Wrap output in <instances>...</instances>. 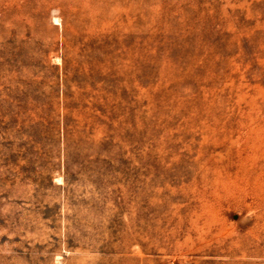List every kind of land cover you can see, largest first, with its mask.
<instances>
[{
  "label": "rangeland",
  "instance_id": "1",
  "mask_svg": "<svg viewBox=\"0 0 264 264\" xmlns=\"http://www.w3.org/2000/svg\"><path fill=\"white\" fill-rule=\"evenodd\" d=\"M0 264H264V0H0Z\"/></svg>",
  "mask_w": 264,
  "mask_h": 264
}]
</instances>
